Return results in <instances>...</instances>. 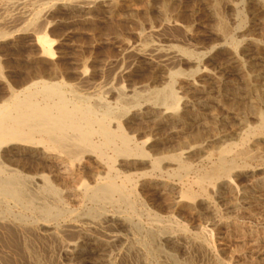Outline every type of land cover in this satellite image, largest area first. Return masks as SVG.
<instances>
[{
    "label": "rangeland",
    "instance_id": "rangeland-1",
    "mask_svg": "<svg viewBox=\"0 0 264 264\" xmlns=\"http://www.w3.org/2000/svg\"><path fill=\"white\" fill-rule=\"evenodd\" d=\"M98 1L81 8L67 3L66 0H58L42 14L45 18L42 17L30 30H19L23 29L21 26H26V23L20 20L1 23L0 71L3 77H0V99L5 97L10 86L19 90L41 78L70 85V87L67 85L69 96L75 92L87 97L93 103L99 98L104 100L107 98L105 101L111 105L118 101V97L114 98V94L118 95L115 90L117 87H122L129 96H138L139 93L144 95L154 89H162L173 84L177 95V102L173 107L162 109V112L145 107L144 111L151 113L139 116L136 114L137 109L133 106V102H127L129 109L133 110L123 119V126L125 131L138 138V141L147 142L146 149L151 152H149L151 156L154 154L153 157H167L166 155H172L173 152L174 155H180L183 161L190 162L191 173L178 171L176 165L172 166L175 163L167 159L161 163L158 170L152 169L146 160L145 162L117 160L115 167L117 166L119 170L120 166V172L131 175L138 185L137 191L143 200V204L138 205L139 209L150 210L163 217L169 216L192 234L201 230V234L204 232V235L209 237L210 233L206 232H212L210 236L213 235V239L209 237L212 241L208 239L221 264H235L236 261H238L236 264L241 262L264 264V200H261L264 199V131L259 130L260 123L256 114L260 110L264 114V85L262 79L258 77V73L264 69V5L259 0ZM34 29L37 33L33 32ZM41 35L46 36V40L50 41L49 53L43 52L42 44L38 41V36ZM236 39L240 42L233 46L231 42ZM143 43H154L163 48L178 46L181 52L178 53L179 56L173 57V60L170 58V61L162 58L163 61L157 58L158 55L146 58L135 52V48ZM255 43L259 45V50L253 45ZM248 46L249 49L245 50ZM231 48L237 49L234 51ZM182 51H187L185 56ZM188 53L191 58L188 57ZM203 54H206L205 57ZM237 55L240 58L238 60H236ZM196 67L199 68L197 69L200 70L199 72ZM174 70L178 74L171 77ZM39 72L41 75L38 74ZM103 91L107 92H104V96ZM132 91L139 93L131 94ZM138 99V103L145 101L139 97ZM260 132L262 136L258 134ZM247 133L250 136H247ZM242 143L248 153H260L256 159L254 157L245 164L240 155V157L235 155L233 161L237 166L231 173V176H234L230 178V182H233L230 185L232 189L217 183L209 191L217 213L207 208L199 199L187 201L184 197H180L181 191L189 186L191 191L199 190L197 185L190 183V180L195 177V173L197 175L201 170L208 169L213 164L212 161L217 162L219 156L217 151L226 146H232V150L236 151ZM249 147H252L250 151ZM13 155L5 154L0 160L4 162V159V163L12 167L18 165L20 170L28 174L37 165L38 168L41 166L39 170L48 174L50 181L64 191V203L71 209H77L80 204L78 195L73 191L77 181L80 179L90 181L94 175L104 173L103 167L101 168L93 157L84 158V164L76 165L73 175L72 173L68 175L60 174L62 166L58 163L39 160L37 165H34V157L29 152H15ZM197 169H200V172ZM217 186L220 190L216 188ZM217 191L220 193H215ZM212 192L216 195L214 193L212 195ZM244 213L245 217H243ZM77 224L79 228L77 232L62 237L63 245L47 239L30 241L33 246L32 253L42 264H103L102 262L108 257L117 256L120 243L115 242L113 247L112 243H107L114 224L112 219L104 220L101 226H93L83 220H79ZM0 240H2L0 259L3 258L0 264H26V262L30 264L25 256L26 251H23L22 242L15 234H0ZM74 241L84 251L75 252L66 249L65 243ZM165 244L164 248L179 262L213 264L197 249L172 243Z\"/></svg>",
    "mask_w": 264,
    "mask_h": 264
},
{
    "label": "bare ground",
    "instance_id": "bare-ground-1",
    "mask_svg": "<svg viewBox=\"0 0 264 264\" xmlns=\"http://www.w3.org/2000/svg\"><path fill=\"white\" fill-rule=\"evenodd\" d=\"M57 1L58 0H0V24L11 23L20 20L25 22L26 26L25 25L24 27L21 26L23 29L20 28L19 30H23V31L28 29L30 30L31 27H33L36 23L38 24L41 18L44 17L42 14H44V12H47L50 6L55 4ZM95 1L97 0H66L67 3L73 4V6L74 4L81 6V8ZM259 2L262 5H264V0H259ZM42 5L44 7H40ZM166 6H164V8ZM33 32H35V29L33 30ZM145 37H147V35ZM46 38L47 37L44 35L38 36V41L42 44L43 52L49 53L50 48L48 49V43H50V41L46 40ZM229 41L231 40L229 39ZM236 41L231 42L232 44H234L233 46L238 45V42H240V41L237 42ZM253 45L256 46V50H259V45L257 43ZM177 47L178 46L176 47L167 46L166 48H163L154 43H143L137 46V48H135L136 49L135 52H137L142 57L149 58L151 56L158 55L157 58L158 57L161 59L164 58L167 59V61L169 59L170 61L173 57H177L176 55L178 56L180 55L178 53L181 52V49ZM235 49L233 50L235 51ZM248 49L249 46L245 47V50ZM185 53H187V51L184 52V56L186 55ZM188 57L191 58L192 56H189L188 53ZM238 59L240 58H238L237 55L236 60ZM198 67H196V70L199 69ZM176 70H174V72L171 73V77L176 76L178 74ZM196 70L195 72L198 71ZM38 74L41 75L40 72ZM189 74L187 73L188 76H191ZM0 77H3L1 71H0ZM258 77L262 79L261 82L264 85V69L262 72L258 73ZM67 85L68 84H64L61 82H51L44 80V78H41L28 83L19 90H16V88H11L12 86H10L9 88L7 87L8 89L7 92L5 93L6 94L5 97L0 99V158L5 154L12 156L15 152H29L34 157L33 159L35 160L34 165L35 164L37 165V162L39 160H45L48 163L49 162L58 163L62 166V171H60V174L67 173L69 175L72 173L71 175H73V171L75 169L74 167L76 165L84 164L83 160L86 157H93L97 162H99L101 168L103 167L104 173L94 175L92 179H90V181H88L89 179L88 180L80 179L79 181H77V184L73 188V191H75V193L78 195L80 204L79 207L77 206L78 207L77 209L76 208L71 209L68 205L64 203V199H63L64 191L58 188L57 186H55L50 181V176L48 174H46L43 170L42 171L39 170L41 166L38 168L37 165L35 169L30 174H28V173H24L25 171L20 170L18 168V165H16L17 167H12L10 165H6L4 163L5 162L4 159H3L4 162H1L0 160V234L1 235L7 233L15 234L16 237H18L22 242L23 251H26L25 256L28 262L30 264H42L39 261L40 259H38V257L32 253L31 248H33V246L31 243H29L30 241L35 239L38 240L47 239L63 245L62 237L65 234H73L74 232H77L79 230L77 224L79 220H83L85 223H88L93 226L95 225L101 226L104 220L112 219L114 224H112L113 228L111 230L107 243L109 244L112 243V247H113L115 246V242L116 243L119 242L121 247L117 253V256L115 254L116 257H112V256L108 257L106 260H104V262H102L103 264H129V263L130 264H186L185 262L182 263L177 261L175 259V256L164 248L163 245L165 243H172L188 248L191 247L197 249L200 251L202 255H205L213 264H221L222 262L220 263V259H218L219 256L218 257L216 256L217 253L215 254L214 248L210 242L211 240L210 238L213 236V235L210 236L212 232H206V233H210L209 235L210 238L206 237L204 235V232L201 234L200 232L201 230L199 231V233L192 234L189 233L188 230L183 225L179 224L178 222H175L169 216L163 217L162 215H159L150 210L145 211V209H139L138 205H142L143 200L137 191L138 185H136V182L134 181L131 175L123 174L120 172L119 165H118L119 170L116 168L117 166L115 167L117 160H133V161L144 160V162L146 160L149 162L152 169L158 170L161 167V163L163 161H166L165 159H167V161L171 163H175L172 166L176 165L175 167H177L178 171H182L183 173L184 172L186 173L191 170V166L189 164L190 162L183 161L182 160L183 158L180 155L177 154L174 155L173 152L172 155L169 156L166 155L167 157H162V156L153 157L154 154L151 156L149 154L150 151H147L146 149L147 142L138 141L137 140L138 138L136 139L135 136L130 135L128 132H126L123 126V119L129 114L131 110H133V109H129V107L127 106V102H131V103L133 102L134 104L133 106L137 109V112L135 111L136 109L134 111L139 116L140 115L142 116L145 113L147 114L148 112H150V111L148 112L144 111L145 107H149L150 109H152V111H161L162 109L167 110V108L173 107L177 102V95L174 90L173 84H169L168 86L162 89H154L153 91L145 93L144 95H140V93L136 91L137 93H139L138 96L136 95L129 96L122 87H117L115 90L118 95L116 94L117 96H115L114 94V98L118 97V101L113 105L105 101L107 98L105 100L99 98L97 102L93 103L87 97L78 95L75 92L71 94L72 96H69L70 94L69 95L67 94L68 91ZM68 86L70 87V85ZM104 92L105 91H103V96L105 93H107ZM136 92L134 93L132 91L131 94H136ZM138 97L144 99L145 101L142 103L140 102L138 103L139 100ZM259 112L256 113L258 114L257 119L259 120L260 123L259 130L264 131V114L263 112L261 113V110ZM129 126H134V125H129ZM253 129H257V128L253 127ZM254 132L256 133V131ZM261 133L262 132L258 134L262 136ZM250 134H252V132ZM248 135L249 133H247V136ZM250 148L252 147H249V151ZM148 150L150 149L148 148ZM165 152L166 151H164V153ZM217 152H219L217 162H215V160L212 161L213 164L208 169H205L203 171L201 170V172L199 171L200 169L199 170L197 169V171H199L200 173H198L197 175L195 173V177H193L190 180V183L197 185L199 190H197V192L196 191L194 192V190L191 188L193 190L191 191L189 189L190 188L189 186V188H184V190L181 189L182 191L180 195L181 198L184 197V199H186L187 201H196L197 199L201 200L206 204L207 208L214 211L215 213H217V208L216 205L212 202V199H210L211 197L209 194H211V192L209 191L212 190L217 183L218 184L221 183V186L223 184L226 185V187L227 186L230 187L231 183H233L230 182V178L232 177L231 173L234 171V169L237 166L233 161L236 156L240 155L242 159H244V161L243 160L242 161L245 164L247 163V161L253 159L254 157L256 159V156H258V154L260 153V152L248 153L244 143H242L241 147L236 151L232 150V146H226ZM14 158H16V156ZM208 161H210V159ZM42 162L44 163V161ZM49 169H51V167ZM93 171H95V169ZM126 172H128V170ZM216 188L219 189L218 186ZM223 192L226 191L223 190ZM213 193L214 192H212V195ZM215 193H220V192L217 191ZM215 193L214 195H216ZM261 200L264 199L262 198ZM228 201L229 199L227 200V202ZM215 202L217 203V201ZM221 206H223L222 203ZM234 211L236 212L235 209ZM235 215L234 217H236ZM238 215L240 216V214ZM205 216L206 215H204V217ZM243 217H245V213ZM232 220L234 219L232 218ZM204 222L206 223V221ZM226 227L228 228V226ZM247 228L250 229V227ZM224 229L225 228L223 227V231ZM65 247L66 249L68 250L70 249L75 252L83 250L79 247L78 243L75 241L65 243ZM112 247L109 249L111 250ZM216 247L219 248L218 246ZM40 255H42V253ZM234 260L236 259L234 258ZM131 261H134V263H132ZM237 262L238 261H236L235 264ZM26 264L28 263L26 262ZM240 264H242V262Z\"/></svg>",
    "mask_w": 264,
    "mask_h": 264
}]
</instances>
